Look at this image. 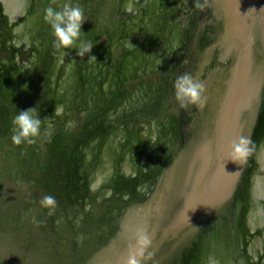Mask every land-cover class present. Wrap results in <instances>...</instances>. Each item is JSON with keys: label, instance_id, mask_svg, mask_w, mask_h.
I'll use <instances>...</instances> for the list:
<instances>
[{"label": "water", "instance_id": "1", "mask_svg": "<svg viewBox=\"0 0 264 264\" xmlns=\"http://www.w3.org/2000/svg\"><path fill=\"white\" fill-rule=\"evenodd\" d=\"M56 2L83 9L70 49L47 22L38 44L1 24L0 52L13 50L0 57V264H124L139 231L147 264H264V0ZM185 73L205 85L203 107L176 100ZM29 108L39 135L14 145ZM240 136L255 150L237 176Z\"/></svg>", "mask_w": 264, "mask_h": 264}, {"label": "clouds", "instance_id": "2", "mask_svg": "<svg viewBox=\"0 0 264 264\" xmlns=\"http://www.w3.org/2000/svg\"><path fill=\"white\" fill-rule=\"evenodd\" d=\"M56 3V0H52ZM200 7L199 4L196 5ZM45 21L50 24L53 30V47L55 49H70L75 44L81 34V27L84 21V13L81 7L73 6L70 2L63 5L62 10L56 11L52 7L45 10ZM92 45H82L77 50V56L84 57L90 53ZM68 55V52H61V57ZM96 61L95 56H90L88 62ZM63 62V61H61ZM72 62H75L73 59ZM25 87H27L25 85ZM174 94L181 107L188 105L204 106L205 85L196 80L191 74L185 73L176 78L174 82ZM60 109L55 108V115L60 114ZM47 119V118H46ZM41 119L36 108H29L17 113L12 119L11 141L14 145L35 143V138L39 135ZM228 161L235 163L238 170L233 172L240 175L243 167L247 165L249 158L255 150V143L251 137L240 136L228 146ZM258 163L264 166V155L258 157ZM41 207L49 210V215L55 211L56 200L51 195H45L39 201ZM151 245V239L145 231H139L135 234L134 243L129 245L128 255L124 264H147L151 259L152 253L148 252ZM147 253V255H145Z\"/></svg>", "mask_w": 264, "mask_h": 264}, {"label": "bare ground", "instance_id": "3", "mask_svg": "<svg viewBox=\"0 0 264 264\" xmlns=\"http://www.w3.org/2000/svg\"><path fill=\"white\" fill-rule=\"evenodd\" d=\"M0 29H1V24L4 26L5 21L6 23L12 27L13 32L16 34L18 40H24V41H30L33 40L35 41L37 44L38 42L41 40V34L42 31L40 29H38V27H43L45 24V14H44V10L46 7H52L55 8L57 7V3H52V0H33L34 5L32 6V9L29 13L26 14L22 12L20 13L23 9H24V0H0ZM19 18H23V21L16 24L15 22L19 19ZM14 26V27H13ZM2 32L4 33H0L5 35L6 38V42H7V46L9 45L8 42H11V31H9L8 33L6 32V30L4 29ZM11 36H10V35ZM9 40V41H8ZM10 49L13 50V47H7V49H4L2 54L0 52V57L2 59H5V55L10 53ZM4 57V58H3ZM17 64V65H16ZM24 64V63H23ZM28 65V62L26 63ZM24 64V65H26ZM13 65L18 66V63H13ZM26 65V66H27ZM19 69V71H18ZM16 69V67H6V71L9 73H12L13 76L15 75V73H20L23 71V68L20 69L18 68ZM17 79L14 77L12 78L11 81ZM0 91L1 89L5 90V87H3V82H0ZM6 85V83H5ZM7 87V85H6ZM8 88V87H7ZM247 115L248 112L243 111L242 114L240 115L239 119L241 120V123L243 125V128L246 124L247 121ZM249 126V124H248ZM158 197V194H156ZM122 219V218H121ZM215 219L219 220L221 222V218L220 217H216ZM123 221V219H122ZM258 219L255 221L257 223ZM123 223L128 224L129 226L132 224V220H125L123 221ZM260 239H262L261 235H260Z\"/></svg>", "mask_w": 264, "mask_h": 264}, {"label": "rangeland", "instance_id": "4", "mask_svg": "<svg viewBox=\"0 0 264 264\" xmlns=\"http://www.w3.org/2000/svg\"><path fill=\"white\" fill-rule=\"evenodd\" d=\"M262 214H264V210L262 211ZM263 234H264V231H263ZM260 239V238H259ZM258 240V239H257ZM260 242H257V246L259 245L260 246Z\"/></svg>", "mask_w": 264, "mask_h": 264}]
</instances>
